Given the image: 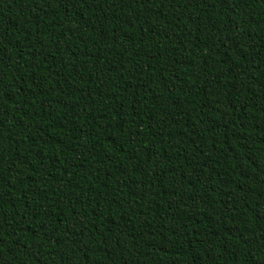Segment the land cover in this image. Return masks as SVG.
I'll return each instance as SVG.
<instances>
[{
    "label": "trees",
    "instance_id": "16d2710c",
    "mask_svg": "<svg viewBox=\"0 0 264 264\" xmlns=\"http://www.w3.org/2000/svg\"><path fill=\"white\" fill-rule=\"evenodd\" d=\"M0 264H264V0H0Z\"/></svg>",
    "mask_w": 264,
    "mask_h": 264
}]
</instances>
